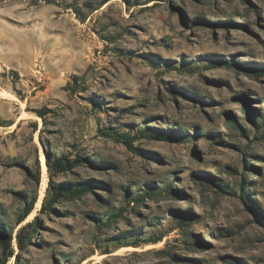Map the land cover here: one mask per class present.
<instances>
[{"label": "rangeland", "instance_id": "obj_1", "mask_svg": "<svg viewBox=\"0 0 264 264\" xmlns=\"http://www.w3.org/2000/svg\"><path fill=\"white\" fill-rule=\"evenodd\" d=\"M262 69L264 0H0V263L264 264Z\"/></svg>", "mask_w": 264, "mask_h": 264}, {"label": "trees", "instance_id": "obj_2", "mask_svg": "<svg viewBox=\"0 0 264 264\" xmlns=\"http://www.w3.org/2000/svg\"><path fill=\"white\" fill-rule=\"evenodd\" d=\"M260 73H264V69L260 70L259 71ZM60 160H57L56 164L60 165L61 166V162H58ZM77 162H80L79 159L76 160ZM68 166H70L68 164ZM59 186L60 187H63V189L66 190V192H68L71 196H80L82 195L83 191L87 188V187H90V185L86 182H83V183H76V184H70V183H66V184H63V185H55L53 187V190L55 191V198H58L59 197H63L62 193L60 192V189H59ZM138 200V199H137ZM113 216H116L115 214H112ZM23 221V219H20L17 223V225L19 223H21ZM1 223V221H0ZM31 223H28L26 226L30 225ZM22 229H19L17 235H16V244H17V248L19 250H22L23 249V242H22V238L20 236L21 232H22ZM12 230V229H11ZM7 236V233L6 232H0V237H6ZM159 241V238H156V239H153V241H151L152 243H157ZM10 256V255H9ZM5 261V259H3L1 261L0 264H3V262Z\"/></svg>", "mask_w": 264, "mask_h": 264}, {"label": "bare ground", "instance_id": "obj_3", "mask_svg": "<svg viewBox=\"0 0 264 264\" xmlns=\"http://www.w3.org/2000/svg\"><path fill=\"white\" fill-rule=\"evenodd\" d=\"M2 95H3V96H4V95L6 96V95H8V94H5V93L3 94V93H2ZM6 97H7V96H6ZM41 163H42V172L45 173V172H46V164H45V159H44L43 157H41ZM41 198H42V194H41V196H40V200H41ZM40 200H39V202H38L39 204H40Z\"/></svg>", "mask_w": 264, "mask_h": 264}]
</instances>
